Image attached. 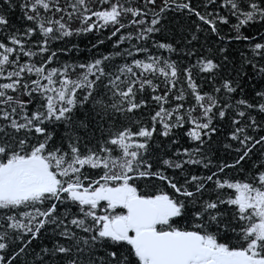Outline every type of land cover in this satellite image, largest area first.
I'll return each mask as SVG.
<instances>
[{
  "label": "snow or ice",
  "instance_id": "obj_1",
  "mask_svg": "<svg viewBox=\"0 0 264 264\" xmlns=\"http://www.w3.org/2000/svg\"><path fill=\"white\" fill-rule=\"evenodd\" d=\"M0 264H264V0H0Z\"/></svg>",
  "mask_w": 264,
  "mask_h": 264
},
{
  "label": "trees",
  "instance_id": "obj_2",
  "mask_svg": "<svg viewBox=\"0 0 264 264\" xmlns=\"http://www.w3.org/2000/svg\"><path fill=\"white\" fill-rule=\"evenodd\" d=\"M81 47H83V44H81Z\"/></svg>",
  "mask_w": 264,
  "mask_h": 264
}]
</instances>
